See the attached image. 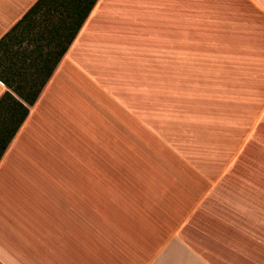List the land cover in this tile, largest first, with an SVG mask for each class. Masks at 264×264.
I'll use <instances>...</instances> for the list:
<instances>
[{
	"label": "crops",
	"instance_id": "obj_1",
	"mask_svg": "<svg viewBox=\"0 0 264 264\" xmlns=\"http://www.w3.org/2000/svg\"><path fill=\"white\" fill-rule=\"evenodd\" d=\"M68 3L0 0V264H264V0Z\"/></svg>",
	"mask_w": 264,
	"mask_h": 264
},
{
	"label": "trees",
	"instance_id": "obj_2",
	"mask_svg": "<svg viewBox=\"0 0 264 264\" xmlns=\"http://www.w3.org/2000/svg\"><path fill=\"white\" fill-rule=\"evenodd\" d=\"M68 9H67V14L72 20L71 26H72V31L73 35L68 39L67 45L70 43L71 39L75 37L77 31L79 30L80 26L82 23L85 21L87 18L88 14L92 10L93 6L95 5L97 0H68ZM66 49V46L64 49L57 54V58L54 60L52 57V64L50 65L49 68L44 69L46 74L44 73L43 69L40 70L41 73H43V77L40 81V84L37 86L36 90L33 91L32 87L33 84L30 87L31 92H34V94L31 96V100L25 99V102L29 105H32L35 102V99L37 97V94L47 81V79L50 77L55 64L57 60L61 57V55L64 53ZM8 99V101H7ZM10 103V111L12 108L15 110V114H12L8 122H10L11 127L2 131L0 133V158L5 152L6 148L8 147L9 143L11 142L12 138L15 136L17 130L19 127L22 125L24 122L25 118L28 115V109L24 107L20 102L16 101L10 94H5L1 99H0V110L6 108Z\"/></svg>",
	"mask_w": 264,
	"mask_h": 264
},
{
	"label": "rangeland",
	"instance_id": "obj_3",
	"mask_svg": "<svg viewBox=\"0 0 264 264\" xmlns=\"http://www.w3.org/2000/svg\"><path fill=\"white\" fill-rule=\"evenodd\" d=\"M190 32H191L190 37L187 36L185 38V40H186L185 46L187 48H188V45H193V39H194L193 35H192L193 32H192V30H190ZM174 38L175 37H171V36L168 38H160L159 37V39L155 41V48H154V52H153V57H154L155 62L157 61L160 63V62L166 61L167 56H168V52H169V58L171 61L174 59H176V61H179V60L181 61V59L179 58L180 57L179 55H182V52L181 53L178 52L179 47H178L177 38H175L176 41L174 43H172V40ZM162 39H163L165 44H163ZM24 73L25 72L23 70H19L17 72V74L21 78L20 82L25 79V78H22ZM7 101H8V99H7ZM5 107L6 108L0 110V133L11 127V124H10V122H8V120L10 119L12 114H15V112H14L15 110L13 108L11 111L9 109L10 103ZM60 167H63L64 168L63 172H65V169H66L65 166H60ZM80 167H81V165H77V166L69 165V171H72V170L80 168ZM54 168L55 167H53V170L51 171L50 175L54 174V178H56V169L54 170ZM58 179H61V177H59Z\"/></svg>",
	"mask_w": 264,
	"mask_h": 264
}]
</instances>
